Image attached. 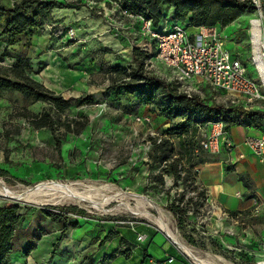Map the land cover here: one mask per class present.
<instances>
[{"label":"rangeland","instance_id":"rangeland-1","mask_svg":"<svg viewBox=\"0 0 264 264\" xmlns=\"http://www.w3.org/2000/svg\"><path fill=\"white\" fill-rule=\"evenodd\" d=\"M58 1L68 5L62 7L65 10L60 11L66 12L67 15L58 17L50 26L53 41L50 46L42 49L38 57L34 56L32 76L47 89L61 94L64 98L91 94L94 101L90 104H73L65 113H59L57 108L48 102L26 99L17 91L0 92V169L3 170L0 172V179L18 191L48 180L66 183L79 180L86 186L97 187L107 184L112 189L108 187L105 190L92 191L91 194L97 199L112 196L114 198L105 207L92 208L73 200L36 203L0 196V204L5 201L19 203L20 211L24 214L17 230L14 251L23 252L25 246L34 238V230L38 228L47 233L56 228L63 230L64 223L52 220L46 215L47 211H64L77 220L78 225L92 226L93 230L98 228L100 232H107L101 246L107 240L110 244L114 240L116 242V230L131 229L137 232L140 228L160 232L158 237L160 234L167 236L150 219L135 215L122 206V202H128L134 209L138 207L140 211L148 210L157 216H164L179 239L211 264H264V206L227 212L219 209L216 203L207 198L206 206L200 209L190 223L184 228L177 225L173 214L166 208L170 200L168 190L171 189V198L186 191L187 195L194 196L195 199L204 186L197 179V182L186 190L182 184L173 187L174 179L169 174L164 175L163 185L151 178L152 173H160L159 165L153 166L149 163L153 138H161L171 126V122L158 115L152 106L148 107V111L153 115V120L138 121V117L146 115L143 106L138 105L134 97L117 93L118 88L111 85L107 75L101 69H94L102 67L103 64H120L126 67L132 62L133 48L140 47L150 54L149 58L145 59L149 74L173 84L189 96L198 95L207 103H211L210 98H213L216 103L228 108L239 106V103L241 105L242 98L214 90L205 84L197 88L181 81L172 67L157 59L152 40L142 34V20L124 13L118 2ZM166 2L167 14L162 23L164 26L173 20V7L169 0ZM71 6H76V9L66 8ZM256 17L262 23L264 39V12L259 14L251 8L246 9L237 20L222 29L228 36L227 47L243 58L248 73L255 77L257 73L252 62L250 21ZM179 22L186 23L191 34L197 32V29L189 24L188 18H181ZM253 23L254 50L257 54L261 46V28L259 20ZM51 27L59 28L57 35L52 34ZM70 28L75 31L73 38L65 33ZM25 46L24 41L21 45L22 53L28 47L24 49ZM51 49L52 56L49 52ZM45 54L51 57L47 59L49 65L41 60ZM12 62L11 56H5L3 61L0 60V66ZM75 68H85V71L88 69L84 80H73L70 74L76 72ZM45 110L54 116L55 136L61 139L60 145L49 128H36L32 124V114H41ZM260 110L264 111V103L261 104ZM178 121L180 119L175 122ZM216 122L226 126L222 120ZM68 123L73 131H68ZM83 123L85 126L77 133L76 130ZM206 126L192 128L188 138L194 140L196 155L212 160L213 155L218 152L212 153L201 146ZM173 140L179 146L180 139L173 137ZM194 186L200 187L195 189ZM135 196H143L156 206L138 202ZM73 206L84 210L89 216L72 214L70 207ZM116 252L115 250L114 254ZM95 254L90 251L86 254L87 264L95 262Z\"/></svg>","mask_w":264,"mask_h":264},{"label":"trees","instance_id":"trees-1","mask_svg":"<svg viewBox=\"0 0 264 264\" xmlns=\"http://www.w3.org/2000/svg\"><path fill=\"white\" fill-rule=\"evenodd\" d=\"M112 1L118 2L123 10L150 19L153 30L157 32L171 28L181 18H188L189 24L194 27L217 26L224 29L237 20L246 9H252L247 0H169L173 7L174 21L171 20L164 26L162 23L167 14L165 6L167 0ZM65 6L68 5L58 0H16L12 6L0 0V40L8 45H14L20 36L44 25L55 8ZM152 42L156 52V41ZM105 50L110 51L108 48ZM10 54L11 52L6 50L5 54H0V60L3 61L4 57ZM149 56L150 54L145 49L134 47L130 65L124 67L120 64H103L101 71L107 75L111 85L118 88L117 93L134 96L138 105L154 107L158 115H162L167 122H171V126L165 130L161 138H153L149 163L153 166L159 165L160 173H152L151 178L163 185L165 184L164 175L169 174L174 179L173 187L182 184L187 190L197 182V167L210 161L209 158L195 154L194 140L188 138L191 129H198L211 122L222 120L226 123L227 132L237 125L254 127L264 132V111L248 109L242 105L228 108L216 103L213 98H210L211 103H207L198 95L189 96L173 84L155 75H150L145 64V59ZM33 72L32 62L22 56L10 65H1L0 92L17 91L26 99L48 102L55 106L59 113H65L73 104H90L94 101L91 94L77 98H64L37 81L32 76ZM32 117V124L36 128H49L57 144L60 145L61 139L55 136L54 116L45 110L41 114H32ZM177 119L180 121L175 122ZM84 126L85 123L76 132L79 133ZM66 127L68 131H73L70 123L66 124ZM173 137L180 139L179 146L174 142ZM0 172L3 170L0 169ZM199 187L194 186L195 189ZM170 190H168L170 200L166 208L173 214L177 225L184 228L200 209L206 206L207 190L202 187L195 199L194 196L187 195L186 191L171 198ZM20 209L21 205L14 201H5L0 204V264H10V254L15 250L17 230L24 219V214ZM62 209L67 210V208ZM70 209L72 214L82 217L89 216L84 210L75 206ZM46 215L54 221L64 223L62 233L70 226H78V221L72 219L64 211H47ZM33 233L34 238L23 250L24 255H29L35 248L36 242L47 232L38 228ZM109 237L110 235L107 239ZM122 253L126 254L127 251ZM114 255H107L105 260L111 259Z\"/></svg>","mask_w":264,"mask_h":264},{"label":"crops","instance_id":"crops-1","mask_svg":"<svg viewBox=\"0 0 264 264\" xmlns=\"http://www.w3.org/2000/svg\"><path fill=\"white\" fill-rule=\"evenodd\" d=\"M3 2L12 6L15 1L3 0ZM66 8L75 10L76 6ZM62 9L65 10L55 8L44 25L20 36L14 45H8L0 40V54H5L6 50H9L12 63L22 56L28 58L33 64L34 56L38 57L42 49L50 46L53 41L49 28L54 20L67 15L66 12H60ZM24 41L26 43L24 49L28 46L26 49L28 52L22 53L21 45ZM49 52L52 56V49ZM44 56L41 60L49 65L50 62L47 59L51 57L47 54ZM100 69L99 66L94 70L100 71ZM74 70L76 72L70 76L75 81L84 80L88 75V69L87 71L85 68ZM148 107L143 105V111L146 113L144 116H150L153 120ZM262 132L250 126H233L228 132L233 146L229 148L221 141L220 150L213 155L212 160L197 167L198 181L206 188L210 201L216 203L219 209L234 212L252 207L258 208V205L264 206V164L245 144L248 136L260 135ZM93 229L92 226L82 224L70 227L63 233L58 228L53 229L36 242L35 248L29 255H24L19 250L13 251L10 254V264H87L85 256L89 251L96 253L95 262L90 264H152L154 260H159L161 264H194L167 236L160 234L158 237L157 234L160 232L139 228L137 232L146 235L145 241L139 242L136 231L116 230L118 231L114 237L117 239L116 242L114 240L110 244L107 240L101 246V241L107 232H100L98 228ZM120 239L124 240L120 241ZM115 250L117 251L115 255L105 260V257L114 254ZM123 251L127 253L123 254ZM168 258H173V261L168 262Z\"/></svg>","mask_w":264,"mask_h":264},{"label":"built area","instance_id":"built-area-1","mask_svg":"<svg viewBox=\"0 0 264 264\" xmlns=\"http://www.w3.org/2000/svg\"><path fill=\"white\" fill-rule=\"evenodd\" d=\"M247 1L255 12L259 14L264 12V0ZM124 13L142 20V34L152 41H156L157 59L172 67L181 81L188 82L191 86L197 88L199 85L205 84L214 90L242 98L241 105L245 108L261 109V104L264 103V70L261 68L260 60L254 51L255 40L253 38V21L259 20L260 37L264 48L262 23L258 17L250 21L252 62L257 73V77H255L248 73L247 66L241 57L227 47L228 36L217 26L196 27L197 32L191 34L186 23L178 22L171 28H165L157 32L153 30L150 19L126 10H124ZM57 30L59 28L52 29L51 27L53 35H57ZM59 32L61 33L62 30ZM65 33L70 38L75 35L73 28L66 30ZM138 121L150 122L151 117H138ZM221 141L229 148L233 146L228 132L221 122L209 123L206 126L201 146L215 153L219 152ZM245 144L264 164V132L260 135L248 136L245 139ZM145 239V234L137 232L139 242H143ZM167 261L172 262L173 258H169ZM152 264H161V262L154 260Z\"/></svg>","mask_w":264,"mask_h":264},{"label":"bare ground","instance_id":"bare-ground-1","mask_svg":"<svg viewBox=\"0 0 264 264\" xmlns=\"http://www.w3.org/2000/svg\"><path fill=\"white\" fill-rule=\"evenodd\" d=\"M257 56L260 60L259 64H260V66L262 65L261 68H263V70H264V48H263V42L262 41H261V46L259 47V52L257 53ZM98 185H100V184H98ZM108 187L111 188L107 184H104V185L99 186V187L93 186V185L92 186H86L83 184L82 181H79V180L73 181V182L71 181L69 183L58 181V180H48V181L39 182L36 185L30 186V187H27L21 191H18V190L12 189L13 187L10 188L9 186H7L3 182V180L0 179V195H2L4 197L17 198L20 200H28V201H32V202H36V203H42L44 201H49V202L51 201L53 203H61V202H64L66 200H73V201H76L77 203L87 204L88 206H91L92 208L105 207L109 203H111L110 201L114 198L113 196L112 197H105L104 196L105 198L97 199L96 197H94V195L91 194L92 191L94 192V191L100 190V189L105 190ZM17 188H20V187H17ZM105 192L106 191H104V193ZM95 193H97V192H95ZM108 195H110V194H108ZM96 196H98V195H96ZM123 196H124V194L122 195V197ZM135 197H137L138 202H145L146 204H148L149 206H152V207L156 206L151 200H149L145 197L143 198V196L142 197L135 196ZM47 198H49V199H47ZM68 203H70V202H68ZM122 206L124 208H126L127 210H129L130 212L134 213L135 215L144 216L145 218L150 219L153 223L158 225L160 227V229L163 230V232H165L166 235H169L177 243V246H179L181 248V250L185 254H187L193 260V262L195 264H211L209 261H207L206 259H204L201 256H199L198 254H196V252H194V250L191 247H189L187 244L182 242L181 239H179L177 234L171 229L169 223L164 219V216H162V215L157 216L148 210L140 211L137 209L138 207L136 209H134L131 206V204H129L128 202H122ZM142 207H144V206H142Z\"/></svg>","mask_w":264,"mask_h":264},{"label":"water","instance_id":"water-1","mask_svg":"<svg viewBox=\"0 0 264 264\" xmlns=\"http://www.w3.org/2000/svg\"><path fill=\"white\" fill-rule=\"evenodd\" d=\"M0 196H2V195H0ZM7 198H10V197H7ZM10 199H14V200H17V201H19L20 199H17V198H10ZM163 231V230H162ZM165 233V232H164ZM168 237H169V239L177 246V243L169 236V235H167ZM178 248L181 250V248L178 246ZM182 251V250H181ZM183 252V251H182ZM184 253V252H183ZM185 254V253H184ZM190 260H192L187 254H185ZM193 261V260H192ZM194 263V262H193ZM195 264V263H194Z\"/></svg>","mask_w":264,"mask_h":264}]
</instances>
